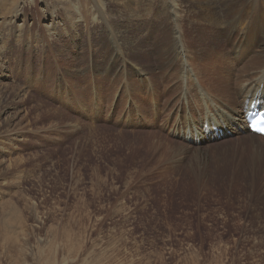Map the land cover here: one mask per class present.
Returning a JSON list of instances; mask_svg holds the SVG:
<instances>
[{"label": "rangeland", "instance_id": "374dc122", "mask_svg": "<svg viewBox=\"0 0 264 264\" xmlns=\"http://www.w3.org/2000/svg\"><path fill=\"white\" fill-rule=\"evenodd\" d=\"M0 21V264H264V139L199 142L264 67V0Z\"/></svg>", "mask_w": 264, "mask_h": 264}, {"label": "bare ground", "instance_id": "6f19581e", "mask_svg": "<svg viewBox=\"0 0 264 264\" xmlns=\"http://www.w3.org/2000/svg\"><path fill=\"white\" fill-rule=\"evenodd\" d=\"M244 82H234L239 87L237 91L238 95L235 96V98L232 97L231 95L232 93L230 95L229 93H225L226 91L224 89V94L222 96L223 97L222 99L225 98V101L228 103L227 105L229 106V108L227 109V112L223 114L213 115L214 117L219 115L220 119L224 120V121L219 120L217 122L214 120L213 122L214 125H218L217 123H220L219 126L223 129H224V126H227V129H230L232 133H240L248 129V125L245 120V113H248L250 111L251 104L253 102H255L256 104L264 105V67L260 71V74L255 77V80L252 81L253 83L250 84V82H247V83L246 82L244 83ZM234 103H235V106H233ZM210 118L211 117L208 118L209 123H210ZM249 133H250V136H252L253 138L264 139V136L262 135L253 133L251 131H249ZM201 135L202 137H200L199 142H204L208 139L215 140L217 138V135L214 134V130H210V131L206 130L205 133L201 132ZM194 142H198V141L194 140Z\"/></svg>", "mask_w": 264, "mask_h": 264}]
</instances>
